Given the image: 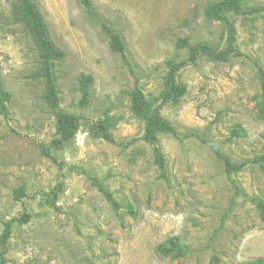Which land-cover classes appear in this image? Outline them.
<instances>
[{
    "label": "rangeland",
    "instance_id": "obj_1",
    "mask_svg": "<svg viewBox=\"0 0 264 264\" xmlns=\"http://www.w3.org/2000/svg\"><path fill=\"white\" fill-rule=\"evenodd\" d=\"M90 1L92 14L80 0H36L63 52L51 66L56 112L79 116L74 138L54 149L55 114L45 101L38 51L16 18L15 0H0V98L7 108L0 114V234L4 222L29 216L13 221L4 251L0 245L4 264H264V217L252 202L264 195V174L251 163L228 173L214 152L240 164L264 145V114L255 106L264 0H241L252 12L228 14L236 52L226 61L199 53L176 72L184 94L166 104L158 96L169 63L189 55L178 38L225 46L223 22L207 14L216 0ZM112 32L121 51L111 47ZM87 78L89 96L80 106ZM135 87L178 131L156 134L161 161L131 111ZM104 118L113 121L114 141L93 129ZM173 236L187 252L158 254L156 246Z\"/></svg>",
    "mask_w": 264,
    "mask_h": 264
},
{
    "label": "trees",
    "instance_id": "obj_2",
    "mask_svg": "<svg viewBox=\"0 0 264 264\" xmlns=\"http://www.w3.org/2000/svg\"><path fill=\"white\" fill-rule=\"evenodd\" d=\"M80 3L85 7L87 12L91 14L93 13L90 0H80ZM14 11L18 21L27 28L38 51L40 76L42 77L45 86V101L47 106L54 111L55 114L56 133L58 137L50 141L49 147L54 149L62 148L74 138L79 128V116L56 112L59 99L57 96L54 78L52 76L51 66L54 60L63 56V52L52 40L47 22L45 21L36 0H15ZM250 12H252V10L244 8L241 0H216L207 8V14L209 16L220 19L224 24L225 46L221 50H218L207 43L189 44L185 38L177 39V43L188 48L189 55L185 60L169 63V70L164 79L165 87L158 96V100L161 104L175 103L184 94L185 87L176 81V72L183 68L187 62L194 63L199 53L210 60L226 61L231 54L236 52V28L228 14L241 15ZM111 39V47L114 50L121 51L123 49V44L115 32L111 33ZM257 75L260 89L259 93L255 96V106L258 113L262 115L264 114V71L259 68ZM88 80L89 78L81 84V97L79 99L80 106L85 105L88 100ZM131 111L134 116L142 122L143 133L141 139L153 145V153L156 159L161 161L160 151L155 145L156 134L158 132H166L171 133L174 136H178V131L161 115L160 106L156 105L151 98L144 95L138 87H135L131 93ZM0 114L3 116H6L7 114L6 105L3 103L1 98ZM112 124L113 121L111 118H104L95 122L93 124V129L99 133L102 138L114 141L112 133L109 131ZM44 152L46 155H49L47 151ZM214 152L224 161V165L228 173L240 170L244 164L251 163L252 165H256L257 168L264 174V145L259 155L254 156L250 161H245L240 164L232 163L215 149ZM93 182L99 192L113 208L120 206L119 203L114 200L111 193L106 190V188L99 181L94 179ZM21 195L22 189L18 188L15 191V196L20 197ZM252 202L258 209L261 216L264 217V195L253 198ZM126 211L131 215L134 214L130 205L126 206ZM28 218L29 216L25 213L15 218L13 221L23 223L27 221ZM13 221H6L3 223V228L0 234V245L3 248V251L5 250L7 240L11 234ZM187 250L188 249L186 247L178 242L177 237L175 236L166 238L156 246V252L160 255L173 254L178 256L185 254ZM4 262L5 259L3 257V252H1L0 264H4ZM250 264H263V260L258 258L253 260Z\"/></svg>",
    "mask_w": 264,
    "mask_h": 264
}]
</instances>
